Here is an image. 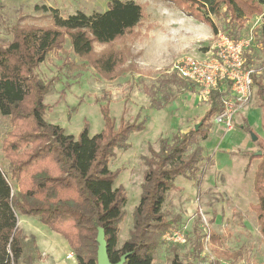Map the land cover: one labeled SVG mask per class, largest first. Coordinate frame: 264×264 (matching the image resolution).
I'll list each match as a JSON object with an SVG mask.
<instances>
[{"label":"trees","instance_id":"obj_1","mask_svg":"<svg viewBox=\"0 0 264 264\" xmlns=\"http://www.w3.org/2000/svg\"><path fill=\"white\" fill-rule=\"evenodd\" d=\"M173 4L188 16L209 26L213 34H225L235 41L254 18H261L252 34L255 43L246 54V66L253 68V91L261 110L264 130V0H162ZM48 18L47 24L19 21L7 26L12 34L8 43H0V115L8 118L2 150L7 162L0 166V264H35L42 254L34 236L26 237L19 217H36L69 244L77 264H98L99 249L106 247L113 264H155L160 247L167 245L170 264H187L179 248L183 244L164 239L172 230H182L181 217H170L164 211L168 194L176 190L179 177L200 187L210 160L203 141L207 140L212 119L225 109L230 82L220 81L205 99L207 111L201 126L161 138L157 148L149 145L144 156L146 167L141 184L140 202L133 212L129 237L120 246L121 227L126 219L128 193L116 186L122 169L112 170L110 163L117 150L131 147L130 137L146 129L148 117L134 121L121 118L117 126L111 114V94L96 99L103 116V128L90 134L88 124L78 136L46 120L45 97L52 82L40 79L37 69L52 52L73 53L80 65L66 61L70 69L92 68L101 78L115 81L139 70L132 47L120 42L137 40L147 17L146 6L134 0H109L108 9L87 14L78 11L68 16L57 8L37 5ZM69 40L71 50L64 45ZM97 45H102L100 51ZM255 45L257 48H255ZM258 49V50H257ZM151 109L161 110L173 102L178 92L199 91L196 84L181 78L174 69L143 87ZM241 128L255 133L247 120ZM255 135H257L255 133ZM258 136L257 151H245L246 171L258 160L253 190L256 203L251 206L264 239V138ZM261 152V154H258ZM198 214L187 253L191 261L201 260L206 232ZM218 238L210 231V240ZM227 264L244 259L243 249L222 252Z\"/></svg>","mask_w":264,"mask_h":264},{"label":"rangeland","instance_id":"obj_2","mask_svg":"<svg viewBox=\"0 0 264 264\" xmlns=\"http://www.w3.org/2000/svg\"><path fill=\"white\" fill-rule=\"evenodd\" d=\"M145 4L147 17L141 28L142 36L137 40L120 42L117 47L128 44L132 47L139 70L129 72L115 81L101 78L92 68L70 69L66 61L80 65L82 62L71 52H52L41 63L37 73L44 82L51 81L45 97L47 104L46 120L62 126L66 133L78 136L88 124L90 134L95 135L103 128V116L98 97L111 94V114L117 126L121 118L134 121L137 116L148 117L146 129L131 135L128 150H117L111 160L112 170L122 169L116 186H123L128 193L127 216L121 227L119 245L129 237L133 226V212L140 202L141 184L144 178V156L149 153V145L158 147L164 137H172L177 132H186L197 125L207 111L208 105L199 91L178 92L176 99L161 110L151 109L143 87L149 86L157 78L171 73L177 63L185 58L202 59L214 49L218 36L204 23L186 15L173 4L162 0H134ZM109 0H0V43L12 40L7 26L19 21L47 24L48 18L37 5L57 8L68 16L78 11L87 14L103 12L108 9ZM261 24V18L251 20L245 30L248 36L253 28ZM70 51L69 40L64 45ZM104 46L97 45L100 51ZM255 48L256 45H255ZM258 50V49H257ZM257 62L264 61L258 50ZM247 111V112H246ZM254 132L264 138L261 123V110L255 97L249 108L238 112L234 128H226L212 122L207 140L202 144L210 160L203 164L206 170L200 187L179 177L177 188L169 192L164 211L170 216L181 217V227L189 236L198 214L208 219L210 231L218 238L205 243L203 257L191 261L187 253L191 249L190 238L180 246L179 253L187 264H227L222 252L243 249L244 259L238 264H264V239L251 206L256 203L253 190L254 172L258 160L246 171L248 157L245 151H257L259 146L251 133L241 128L244 120ZM11 129L8 118L0 115V166L6 168L2 143L7 131ZM35 219V220H34ZM19 226L26 237L34 235L42 259L35 264H75L72 252L63 251L66 240L50 230L38 218L19 217ZM57 237V238H54ZM171 253L167 245L160 247L155 256V264H170Z\"/></svg>","mask_w":264,"mask_h":264},{"label":"built area","instance_id":"obj_3","mask_svg":"<svg viewBox=\"0 0 264 264\" xmlns=\"http://www.w3.org/2000/svg\"><path fill=\"white\" fill-rule=\"evenodd\" d=\"M254 43L255 38L252 31L239 41L225 34H219L216 46L204 58H185L175 66L181 78L197 85L204 99L210 95L220 81L230 82V94L225 100V109L212 119L214 124L228 131L234 128L236 114L249 108L255 99L252 88L254 70L246 66V54L251 51ZM200 213L207 244L210 241V225L202 211ZM164 239L170 243L184 244L187 241L186 228L172 230L165 234Z\"/></svg>","mask_w":264,"mask_h":264},{"label":"water","instance_id":"obj_4","mask_svg":"<svg viewBox=\"0 0 264 264\" xmlns=\"http://www.w3.org/2000/svg\"><path fill=\"white\" fill-rule=\"evenodd\" d=\"M201 124L202 123H200L199 125L196 126L197 130L200 128ZM251 135H252L253 141L256 142L258 140V136L255 135V133H251ZM258 154H261V152H259ZM98 264H113V263L110 262L108 254H107L106 247L103 246V245L99 249V263ZM117 264H122V262L121 263H117Z\"/></svg>","mask_w":264,"mask_h":264},{"label":"crops","instance_id":"obj_5","mask_svg":"<svg viewBox=\"0 0 264 264\" xmlns=\"http://www.w3.org/2000/svg\"><path fill=\"white\" fill-rule=\"evenodd\" d=\"M246 112H247V111H246ZM34 220H35V219H34ZM23 232H24V231H23ZM24 234H25V233H24ZM33 236H34V235H33ZM35 238H36V237H35ZM54 238H57V237H54ZM66 242H67V241H66ZM63 247H64L63 249H65V250H63V251H66V253L69 252V251H71L70 246H69L68 243L66 244V243L64 242V243H63ZM75 262H76L75 264H77V261H76V260H75Z\"/></svg>","mask_w":264,"mask_h":264}]
</instances>
